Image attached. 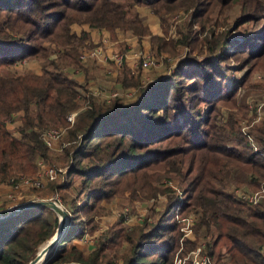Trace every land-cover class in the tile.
Masks as SVG:
<instances>
[{
    "label": "trees",
    "instance_id": "trees-1",
    "mask_svg": "<svg viewBox=\"0 0 264 264\" xmlns=\"http://www.w3.org/2000/svg\"><path fill=\"white\" fill-rule=\"evenodd\" d=\"M235 1L0 0V182L36 173V157L48 154L41 133L60 125L68 126L69 145L61 156L68 168L64 179L51 181L48 188L62 192L79 181L72 197L62 196L71 214L69 227L42 264H176L182 259L183 264H192L185 256L202 241L207 264H264V197L244 202L224 188L232 181L264 188V117L243 134L237 114L244 105L237 103L236 90L225 91L219 66L229 56L230 41L238 39H229V31L213 29L199 38L192 21H184L185 30L178 28L180 37L170 44L151 33L135 10L146 6L159 14L176 6L193 7L195 20L205 28L215 11L221 13ZM239 3L235 26L246 22L252 26L230 52V56H241L240 68L247 66L240 81L243 85L252 69L264 61V0ZM73 23L104 28L112 36L117 29L138 37L148 35L155 54H177V44L187 46L188 52L169 74L145 85L122 66L118 80L125 87L138 86L136 97L129 101L115 97L109 102L92 97L70 126L66 115L79 109L82 99L78 84L62 67L81 66V45L88 36L72 31ZM44 41L56 46V57L48 58ZM194 49L205 57L192 55ZM36 56L47 61L41 72H2L18 59ZM220 104L229 111L219 124ZM235 107L237 112L232 110ZM19 110L23 113L19 135H15L5 118ZM248 137L257 147L251 146ZM156 171L177 176L182 192L163 188L161 192L167 194L161 210L149 207L143 221L130 227L121 215L96 236L87 253L69 246L98 225L101 201L118 193L130 201L155 196ZM9 211L2 210L0 215ZM189 212L197 215L194 240L182 239L179 230L181 217ZM57 225L56 213L45 206L24 208L0 221V264H27Z\"/></svg>",
    "mask_w": 264,
    "mask_h": 264
},
{
    "label": "rangeland",
    "instance_id": "rangeland-1",
    "mask_svg": "<svg viewBox=\"0 0 264 264\" xmlns=\"http://www.w3.org/2000/svg\"><path fill=\"white\" fill-rule=\"evenodd\" d=\"M239 1L242 3V0L235 1L234 4L224 9L221 13H217L215 11L214 14L210 18L212 21H210L205 26V28L201 26V23L198 20L197 21L195 20L193 7L186 8L182 5L176 6L170 10L161 11L159 14L153 13L152 10L146 6H136L135 10L143 18L144 23L148 25L151 33H153L152 32L153 30L156 31L157 33L155 34L161 35L164 38V40L170 44H173L174 40H177L180 37V34H178L177 32L178 28H182L183 30H185V27H183L184 21H192L191 24H192L193 32L196 33V35L199 38L209 35V31H210L209 29H213L215 32L229 31L230 32L229 39H233V38L238 39V40H232V43L230 41L229 45L226 47V51L229 54V56L226 59L220 61L219 66L224 75V82L226 85L225 91L236 90L235 99L237 100V103L239 104L241 103L244 105V107L241 108V111L237 114L238 123L240 124V130L244 134L246 131L249 130V128L254 123L260 121L264 117V61L260 62L256 67L252 69L248 80L242 85L240 81L242 79L244 72L246 71L247 66L240 68L241 56H237V57L234 55L230 56V52H232L233 50L232 48L235 47L234 45L238 41L242 40V35H246L248 32L252 30V26L250 23H247V22L245 24L235 26L234 18L237 15H239L241 11V5ZM246 3H249V2L247 1ZM213 20L218 21L217 25L214 24L215 22H213ZM73 24L75 26L81 25L79 23H73ZM83 24H85L86 26L88 25L86 23H83ZM87 27L88 29L89 28L97 29V30L104 29V28H98V27H91L89 25ZM120 31H123V30H120ZM83 32H85L88 36L83 41V44L81 45V50L85 46H93L96 42L98 45H100L101 48H104L106 52L121 50L122 52H125L127 56H126V60L123 62V64L120 66L119 69L118 68L113 69V72L117 71L115 75L112 74L113 72L111 74H107L105 72L108 66L112 65V62L99 63V62L93 61L95 62V63H91V67H92L91 70L93 71V74L91 75L88 74V77L86 76L85 72L78 67H75V66H63L62 67L63 70H65L66 67L69 68L68 70H65L67 73V76L74 79L76 83L78 84L79 86L78 87V97L82 99V103L80 107H78L79 109L70 111V112H75L74 118L72 120L73 122H74L76 114L86 107L87 101L92 97L100 101L102 100L105 102H109L112 98H115V97H110L111 96L110 93L114 91H118L119 96L117 97H119L123 101H129L136 97L138 86H135V87L126 86L125 87V86H122L119 80H115V79H118V72L122 66H127L130 70V73L139 77L140 84L145 85L149 81H152L158 77H162L164 75L169 74L174 68L178 59L182 58L188 52L187 46L185 47V46H181L177 44L175 45V51L178 52L177 54H172V53H168L165 51H163L161 54H155L150 50L149 48L150 45L148 47H144L138 43L139 45L137 44L134 48L130 47L129 49L128 41H127L128 46L127 44L125 46L123 44L121 46L118 45V47H116L115 49H109L108 48L109 44L106 41L105 42L100 41V38H99L97 41L94 42V40L92 41L90 39L88 32L84 31L82 28L81 29L79 28L76 31L78 35H81ZM123 32L133 34L130 31H123ZM133 35L135 36V38L146 37L149 42L148 35H145L142 37H138L135 34ZM121 41L122 40H120V42ZM43 45L46 46V48L50 51V55L48 58L56 57L57 48L53 43L50 44L48 41H44ZM137 52L138 54L136 55ZM141 52L143 53L146 52L152 55L155 64L149 67L141 66V61H142L140 58ZM131 54L133 55L132 57L134 59V63L132 61V58L131 60L129 59ZM192 55H195L199 59H202L205 57L204 56L205 53L197 49H194V51L192 52ZM138 56L140 59L138 58ZM126 63H130L131 67H129L128 64ZM46 64H47V61L45 57L36 56L33 58H23V59L16 60L11 65H9L7 68H3L2 72L6 74H14L17 72H36V71L41 72V70ZM133 65H134V68H133ZM164 65L168 66L167 70L164 71V73L166 72V74L161 75L159 73L163 71L162 69ZM48 68L50 67L48 66ZM73 68L78 69V71ZM90 86H93L94 87L93 89L96 88L98 90V93L96 94L92 93L91 91L93 89H91ZM131 91H132V94L130 96H126V93H130ZM219 109H220L221 115L218 116L217 122L220 124L224 122L225 119H227L229 108H227V106H225L224 104H220ZM31 110L34 113L33 106ZM232 110L233 112L238 111L237 107L232 108ZM21 113H23V111L19 110V111L11 113L10 117L5 118L6 127L10 129L15 135H19L18 127L21 124V120H20V116L22 115ZM19 114L21 115L19 116ZM73 122L69 121V125L71 126ZM57 127L65 128V130L62 136H60L58 140L53 142L52 146L50 147L46 146L48 150L47 151L48 154L45 158H43L46 165L54 168L56 175L53 176L52 178L47 179L45 185L42 188L24 189V190L34 193L33 194L34 196H40V195L43 196L37 199H41V198L55 199L58 203L62 204L65 209H67L68 204L66 205L62 196L65 195L67 199H69V197H72L75 194L76 185H78L79 181L75 180L74 181L75 184L72 187L66 190H63L62 192H51L50 189L48 188L49 183L51 181L61 182L64 179L65 173L68 168L67 163H65L61 158L64 150L69 145V141L65 138L66 129L68 128V126L60 125ZM248 141H250L251 146L253 148L257 147V143L252 142L250 137H248ZM228 145H231V144L228 143ZM238 148L240 149L241 146L238 145ZM37 171H38V167H37L36 173ZM153 178H154L153 185L157 188V194L155 196L151 197L150 199L137 198L135 200L130 201L128 197L126 196V194L118 193L112 196L108 200L101 201L103 209L101 211V214L98 216V225L95 227L92 233L84 232L82 235L89 234L93 238H96L98 234H100L104 229H106L104 228L103 230H101V228L103 227V223L101 222L102 218H107L109 220L108 226L111 225L115 220L120 218L121 215H124L125 224L129 227L134 224L141 223L143 219L146 217L149 207H154L155 210H161L163 208L165 197L167 194L166 191L161 192L163 188L170 187L171 189L174 190L175 193H181L183 190L182 185L179 183V178L173 174H168L167 172H163V171H156V172H153ZM235 182L232 181L226 184L224 188L230 191L237 188L236 190L238 192L242 190L245 192L260 191V193H262L264 197V190H263L264 188L258 187V189H255V188L250 187L244 181L243 182L237 181L236 183ZM22 189L23 188L16 189L13 191L11 190L8 194V196L10 194L12 195L11 199H9L7 196L5 201L0 202V208L5 206V204H9L10 210L14 209L15 207L13 206L15 205L12 204L13 202H15V200L13 199V195H15L17 191L22 190ZM33 200H36V199L34 198ZM8 209L9 208H6V209L3 208V210H8ZM191 213H194V212H189L186 215L191 214ZM194 215H195V218H197L196 213H194ZM83 218H85V216ZM147 220L152 221L153 218L148 217ZM193 224L195 223L193 222ZM180 227L181 229L179 230L183 232V235L181 237L182 239H185V238L187 240L195 239L196 234L193 229V225H189V226L185 225L184 227L187 230H184L182 228V223L179 224V228ZM191 251H193V249L188 251V253L186 254L185 256L187 259L186 261H190L189 255ZM45 256L38 264H42ZM70 263L72 262H65L62 264H70ZM175 263L183 264V259L181 261L176 260Z\"/></svg>",
    "mask_w": 264,
    "mask_h": 264
},
{
    "label": "built area",
    "instance_id": "built-area-1",
    "mask_svg": "<svg viewBox=\"0 0 264 264\" xmlns=\"http://www.w3.org/2000/svg\"><path fill=\"white\" fill-rule=\"evenodd\" d=\"M138 52L136 53V55ZM126 54L125 52H122L121 50H116V51H111V52H106L104 48H101L100 45H98L96 42L93 46H85L80 54H79V59L80 62L85 63L87 59H92L96 62L99 63H108L112 62V65H109L107 70L105 71L107 74H111L113 72L114 68H120V66L123 64V62L126 60ZM139 58V56H138ZM141 58V66L149 67L151 65H154V60L152 55L146 52H141L140 54ZM139 58V59H140ZM75 69V68H73ZM72 70V69H70ZM78 71V69H75ZM91 89H93V86H90ZM81 90V89H80ZM92 93L96 94L98 93V90L95 88L91 91ZM128 94V95H127ZM132 94V91L130 93H126V96H130ZM110 97H117L119 96L118 91H114L110 93ZM102 97V96H101ZM108 99V98H106ZM75 112H70L66 115V118L70 121L73 122ZM65 128L57 127V126H49L43 129L41 133V137L43 139V142L45 143L46 146H52L53 142L58 140L60 136H62ZM55 170L53 167H46L44 170H38L37 173H34L33 175H19L15 180L11 179V189L16 190V189H38L42 188L46 180L49 178H52L55 176ZM237 188L233 189L234 195L241 201H247V202H252L255 203L259 201L263 195L260 193V191H250V192H245V191H237ZM12 195L10 194V197ZM14 197V195H13ZM20 203L15 204L16 207ZM196 218L194 213L185 215L181 217L180 222L182 223V228L184 230H187L184 226L185 225H193V222H195ZM205 242L202 241L199 245L196 246L193 251L190 253V260L192 264H207L208 263V255L203 252Z\"/></svg>",
    "mask_w": 264,
    "mask_h": 264
},
{
    "label": "crops",
    "instance_id": "crops-1",
    "mask_svg": "<svg viewBox=\"0 0 264 264\" xmlns=\"http://www.w3.org/2000/svg\"><path fill=\"white\" fill-rule=\"evenodd\" d=\"M87 26L85 24H81L79 26H75L74 24H72L71 25V29H72V31L76 32L79 28L80 29L82 28L84 31L88 32L89 37H90V39L92 41L94 40V42H95L99 38H100V41H103V42L106 41L109 44V46H108L109 49H115L116 47H118V45L121 46L123 44L125 46L127 44V41L129 42V47H128L129 49H130V47L134 48L138 43L141 44L144 47H148L149 46V42H148V39L146 37L135 38V36L133 34L120 31L121 29H117L115 36H112L107 29H101V30L90 29V28L88 29ZM152 32L153 33H157L154 30ZM120 40H122V41L120 42ZM127 46H128V44H127ZM132 56L133 55L131 54V56L129 57V59L131 60V58H132V61L134 63V59H133ZM93 61L94 60H92V59H87L85 63H82L81 62V66L78 67V68L82 69L85 72V74H86L87 77H88V74H90V75L93 74V71L91 70V68H92L91 67V63H95ZM126 64H128V66L131 67V64L130 63H126ZM164 66H163V69H162L163 71L161 73H159L161 75L166 74V72L164 73V71L167 70V67L168 66L167 65H164ZM133 68H134V65H133ZM68 69H69L68 67L65 68V70H68ZM36 72H39V71H36ZM116 73H117V71L113 72L112 74L115 75ZM115 80H118V79H115ZM31 112H32V110H31ZM21 114H19V116ZM43 158L44 157H42V156L36 157L35 162H36V165L38 167V170H44L46 167H48V165H46V163L43 160ZM11 190L12 189H11V183H10V181L0 182V202L6 200L8 194H9V192ZM33 194L34 193L28 192L27 190H24V189L19 190L14 195L15 197H13V199L15 200V202H13L12 204L15 205L17 203H23L25 201L33 200L34 198L37 199V198L43 197L42 195H40V196H34ZM9 196H8V198L11 199V197H9ZM3 208H5V209L6 208H9L8 210H10V205L9 204H5V206L1 207L0 210H3ZM101 222L103 223V227L101 228V230H103L104 228H106L108 226L109 220L107 218H102ZM71 245H75L77 248H79L80 250H82L84 253H87L91 249H93V247L95 245V238H93L89 234L82 235V236H79V237L73 239V241L69 244V246H71Z\"/></svg>",
    "mask_w": 264,
    "mask_h": 264
},
{
    "label": "water",
    "instance_id": "water-1",
    "mask_svg": "<svg viewBox=\"0 0 264 264\" xmlns=\"http://www.w3.org/2000/svg\"><path fill=\"white\" fill-rule=\"evenodd\" d=\"M35 206H45L51 208L57 215L58 218V225L56 227V230L54 234L49 238L48 243L43 248V252H46L45 255L62 239L63 235L66 233L70 219L71 214L67 211V209L64 208V206L60 203H58L55 199H36V200H30L23 203H20L17 205L14 209L10 210L6 214L0 215V221L13 216L17 214L20 210L24 208H30ZM44 255V256H45ZM41 256V251L37 250L35 256L27 263V264H38L42 259H39ZM70 264H81V263H70Z\"/></svg>",
    "mask_w": 264,
    "mask_h": 264
},
{
    "label": "bare ground",
    "instance_id": "bare-ground-1",
    "mask_svg": "<svg viewBox=\"0 0 264 264\" xmlns=\"http://www.w3.org/2000/svg\"><path fill=\"white\" fill-rule=\"evenodd\" d=\"M48 241H49V239H48L47 242L44 244V246L40 249V251H41V256H40L39 259H41V258L45 255L46 252H43V253H42V251H43V248L45 247V245L48 243Z\"/></svg>",
    "mask_w": 264,
    "mask_h": 264
}]
</instances>
